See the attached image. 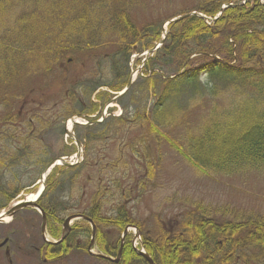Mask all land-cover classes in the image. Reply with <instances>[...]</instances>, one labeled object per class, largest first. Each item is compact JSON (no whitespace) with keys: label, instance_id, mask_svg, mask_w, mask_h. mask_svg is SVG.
<instances>
[{"label":"rangeland","instance_id":"1","mask_svg":"<svg viewBox=\"0 0 264 264\" xmlns=\"http://www.w3.org/2000/svg\"><path fill=\"white\" fill-rule=\"evenodd\" d=\"M124 1L130 3L129 13L138 28L142 29L148 26H152V28L146 40L136 43L131 54L128 80L131 76H135V82L131 93L123 97L122 102L115 100L116 94L120 92H115L111 88L121 84L117 81L118 73H114V65L108 57L116 49L111 39L105 42L106 48L99 49L95 58H84L73 52L56 64L58 71L50 75H42V73L33 75L32 63L35 70L40 67L34 60L31 63V70L28 64L21 62L18 67L19 72L15 76L13 74V58L8 55L10 53H0V121L11 112L14 115L19 113L23 103L28 102L24 113L36 112V116L47 123V127L40 131L37 138L46 147L43 150L44 153L37 154L41 147L39 145L35 150L32 147L24 156L22 153L16 155L19 157V161L16 162H10V159L15 156L10 158L0 156V159L5 163V167L0 168V206H6L0 210V213L6 208L12 207L17 201L23 200L26 195H34L39 191L42 187L40 180L42 170L49 162L60 157L74 156L77 147L64 132V120L69 119L70 116L75 117L76 113H83V105H85L86 112L91 104L102 103L106 105L102 114L108 109V112L112 114H119L116 105L128 108L126 113L128 119L126 120L129 121L126 124L117 125L115 128H112L115 124H111V138L106 143L107 146L110 145L107 151L109 160H117L119 158L117 156L122 155L132 159L130 153L132 150H137L139 153L136 156L139 157L145 153L152 159L157 158L156 178L148 188V193L139 203L131 202L129 204L131 208H135L138 218L144 222L147 228L150 230H156L158 227L163 230L173 228L174 222H177L184 211L192 209L197 211L200 206L205 211H210L214 218L221 219L226 223H237L251 218L264 219V171L248 168L234 175L224 176L214 171H211L214 174L205 172L196 163L200 155H205V157H216L217 153L224 155L226 152H222V150L227 149L225 144L237 141L245 132L254 129L257 123L264 124V74L256 73L250 69L234 70L220 67L207 71V74L202 73L200 80L203 83H198L196 86L195 81L191 82L186 77L169 79L179 75L178 72H186L188 67L185 65L180 71L174 67L165 68L160 73L157 71L159 69L150 70L152 65L149 61L155 56V52L153 54L148 52L159 44L164 35L163 30L166 23L180 13L195 10L207 0ZM248 1L243 2L247 3ZM21 11L26 12V10ZM18 14L23 15L22 13ZM220 17L221 15L218 13L215 18L219 19ZM215 18H208L206 22L209 25L215 23ZM158 30L161 33L160 39L153 42ZM143 44H146L144 49H142ZM69 60H72L71 63L68 62ZM27 61L29 62V60ZM124 65L123 62L121 65L123 70L120 73L123 78L126 73ZM148 75L152 76L158 85L155 88L157 94L155 91L154 95L150 93L146 96L144 92L143 94L139 92V89L140 91L145 89ZM160 80L163 82L166 80V85L162 82L159 83ZM99 87H102L101 95L106 94L101 97H104L105 101L95 97ZM31 90H35L33 95ZM73 93L75 100L70 96ZM160 94L162 95L160 96ZM130 98H136L140 103L129 105ZM158 98H160L161 106L157 105L155 108L156 114L159 118L167 119L171 125L156 123L152 117V105ZM146 105L147 121L142 119L137 121V118H132L134 116L132 109L137 110L140 106L143 108ZM46 111L47 113H45ZM28 117H32V115H28L26 118ZM102 117L107 120L115 118L113 115L109 119L107 115H102ZM81 119L85 123V119ZM152 123L166 134V139L150 133ZM85 131L86 129L82 127L74 129L77 138L82 136ZM172 143L180 146V150L183 147L182 151L186 156L173 148ZM98 145L91 147L94 150ZM85 149L83 144L84 152ZM120 150L123 151L121 154ZM88 156L84 160L86 159V162L93 161L94 156L90 154ZM130 162L133 163L135 160H130ZM139 164L143 166L141 172H144V163L139 162ZM133 168L131 167V172ZM118 171L123 173L121 169ZM77 172L81 174L82 179L79 184L72 187L73 197L70 195L67 198L71 186L65 182L49 199L52 201L54 198V201L58 202L59 196L67 198L64 202L71 210L62 217L63 219L73 214H82V210L91 203L99 186L98 183L102 180L100 177L103 178V186L109 182L116 183L121 177L120 174H115L112 171L101 176L98 175L97 169H86L85 167L73 173ZM110 188L117 189L113 185ZM10 189H20L21 192L9 202L1 193L2 190ZM79 194L82 199L79 198ZM108 206L112 205L108 204ZM157 215L160 216L156 219ZM79 222H74L71 228ZM41 225L42 217L33 208L24 209L11 221L0 223V244L4 240H8L6 246L0 249V264H44L40 252L35 250V248L41 249L42 247L45 252L44 250L49 245L43 240ZM61 228H63V224ZM123 232L112 233L107 230L106 234L108 237L120 240ZM136 234L137 231L132 229L128 238H125V244L130 241L133 242L134 247H141V242L136 239ZM46 237L52 244L60 240L62 233L51 235L47 228ZM84 239L79 237L77 245L80 244V240ZM88 241L85 249L75 248L68 255L59 259L44 257L48 260L46 264H112L105 259L90 255L87 250L90 239ZM125 244L123 243L119 264H124L122 260H124ZM119 249L120 246L118 251ZM91 251L94 254L109 256L100 249L98 241ZM113 258H116V255Z\"/></svg>","mask_w":264,"mask_h":264},{"label":"trees","instance_id":"2","mask_svg":"<svg viewBox=\"0 0 264 264\" xmlns=\"http://www.w3.org/2000/svg\"><path fill=\"white\" fill-rule=\"evenodd\" d=\"M243 1L207 0L193 11L180 13L179 15L197 12L198 15L169 26L164 45L149 61L152 65L150 70L163 71L165 68L174 67L180 71L186 64L187 71L178 77L195 81L196 86L202 82L200 80L202 73L207 74V71L220 67L234 70L250 69L264 74V4L261 0H250L246 4H243ZM226 4L232 5L222 10ZM129 9L130 3L124 0H0V53H10L8 55L13 58L15 76L19 72L18 67L21 62L28 64L31 70V63L34 60L40 67L35 70L32 63L33 75L41 73L50 75L58 71L56 64L63 61L66 56L76 52L84 58H95L99 49L106 48L105 42L111 39L116 49L108 57L114 65V73L120 75L117 76V81L121 83L111 88L115 92H120L128 82L129 59L135 45L146 40L152 28V26L138 28L131 18ZM221 11H223L222 16L210 25L200 16L215 18ZM161 26L162 24L160 28ZM160 36L158 30L153 42L159 40ZM145 47L146 44H143L142 49ZM194 55L197 56L190 60ZM215 57H219L222 61L216 60ZM123 62L126 67L124 78L120 74L123 70L121 67ZM233 63L234 65L230 66ZM161 82L165 84L166 81L160 80L159 83ZM157 85L154 78H147L145 89L141 91L139 89V92L142 94L144 92L146 96L150 93L154 95ZM82 86L81 84V88ZM131 90L124 97L131 93ZM34 91H30L32 95ZM137 103L140 102L136 98L129 99V105ZM157 105L161 106L160 98L152 105L153 119L161 125H171L167 119L157 116L155 110ZM138 109H132L134 111L132 118H137V121L138 119L147 121V105ZM127 111L128 108L124 107L122 117L111 118L89 129V136L85 138V158L87 159L89 154L93 155V161L86 162L85 159L83 164L75 167H57L48 177L45 192L38 203L47 215V228L50 234L59 235L62 233L61 225L65 220L62 217L71 210L64 201L70 195L73 197L72 187L79 184L82 179L80 173L73 172L85 167L97 169L98 175L101 176L111 171L120 174L121 177L116 183L109 182L106 186H103V178L100 177L102 180L98 183L99 186L91 203L82 210V214L88 216L97 226V241L100 249L111 257L117 255L121 239L108 237L107 230L115 233L124 231L128 225L140 226L135 211H132L129 205L126 206V201L135 198L138 203L144 199L158 170L157 158L152 159L145 153L141 154L144 157L136 156L139 153L137 150L130 152L132 159L122 155L117 156L119 157L117 160L110 161L108 156L99 157L91 147L96 145L93 134L110 135L112 123L115 124L112 128L126 124L129 121L126 120ZM19 113L14 115L11 112L0 121V124L3 122L0 131L4 134V137L0 138V143L3 144H0V156L6 158L15 156L10 159L11 163L19 161L16 155L22 153L24 156L32 147L35 150L41 145L37 154L44 153L43 150L46 148L37 138L40 131L47 127V123L38 118L36 112L30 113L31 123L27 120L29 117L24 118L19 116ZM8 121L15 123V127L4 124ZM150 128V133L166 139V134L157 125L152 123ZM172 147L184 154L183 147L180 150V146L174 143ZM225 147L227 149L222 150L226 152L224 155L219 153L216 157L200 155L199 160H196L197 166L205 172L214 171L224 176L234 175L248 168L264 171V124L257 123L254 129L245 132L237 141L225 144ZM93 151L95 153H92ZM121 152L123 151L120 150V154ZM133 159L134 164L130 162ZM139 162L144 163V172H141L143 166ZM1 167H5L2 159H0ZM131 167H134L132 172ZM120 169L123 173L118 171ZM65 182L71 186L67 198L59 196L58 202H55L54 198L50 201L49 199ZM112 185L117 189H111ZM20 192V189H10L2 190L1 194L10 202ZM79 198L82 199L80 194ZM108 204L112 206L109 207ZM5 207L0 206V210ZM177 223L173 232L158 227L153 230L152 236H145L148 252L156 264H264V219L251 218L247 221L226 223L214 218L210 211H205L200 206L197 211L193 209L184 211ZM90 236L89 224L80 221L60 245H48L45 252L41 247L39 249L41 258L59 259L75 248L85 249ZM79 237L85 239L80 240V244L77 245ZM125 245L122 263L147 264L143 258L135 254L130 241Z\"/></svg>","mask_w":264,"mask_h":264},{"label":"water","instance_id":"3","mask_svg":"<svg viewBox=\"0 0 264 264\" xmlns=\"http://www.w3.org/2000/svg\"><path fill=\"white\" fill-rule=\"evenodd\" d=\"M195 13H191V14H187V15H184V16H179V17H176L172 20H170L168 22V25H170L171 23H177V22H180L192 15H194ZM220 15H222V13H220ZM218 18H215L214 21H216ZM167 34V32H166ZM166 39V35L164 36V38L161 40L160 44L162 45L164 43ZM155 49H152L150 50L148 53H152L154 52ZM133 84V78L130 79L126 89L124 90V92L122 94L119 95L122 96L124 95L128 90L129 88L132 86ZM74 125H79V123L77 121H73ZM70 136L73 135L72 133H70L69 131L67 132ZM78 147L81 149L82 145L80 144L79 141H76ZM79 158H80V155L77 154L76 156V159L74 162H70L68 161L67 159H64V158H59V159H55L53 161H51L42 171V174H41V182L43 184L42 188L40 189V191L38 192V194L34 195L35 198L33 200H31L30 197H32L33 195H26L25 198L21 201H18L16 202L12 207H9L7 209H5L2 213H0V223H3L4 222V219L5 218H9L10 220H12L14 218V216L19 213L20 211L24 210V209H27V208H35L37 209L40 214L42 215V227H41V230H42V234H43V238L46 242H49L46 238V230H47V216H46V213L40 208V206L38 205V201L40 200V198L42 197L44 191H45V188H46V180L48 178V176L52 173V171L56 168V167H67V168H70L72 166H75L76 164H78V161H79ZM85 220L87 222H89L92 226V241H91V244L89 246V253L91 255H94L100 259H105V260H108V261H111V262H114V263H119L120 261V257H121V253H122V249H123V242L121 244V248L119 250V253H118V258L116 260H114L113 258L111 257H108V256H105V255H102V254H94L91 249L94 245V239H95V236H96V226L94 225L93 221L91 219H89L87 216H84V215H78V214H73L71 216H69L65 222H64V234H68L70 231H71V224L75 221H78V220ZM128 230L129 228H127L124 232V237L128 234ZM65 235L62 237V239L59 241V242H55V244H58V243H61L64 239H65ZM6 242H4L1 246L5 245ZM0 246V247H1ZM138 254L142 257H144L148 262L149 264H155L154 261L151 259V257L143 252V251H139L137 250Z\"/></svg>","mask_w":264,"mask_h":264},{"label":"flooded vegetation","instance_id":"4","mask_svg":"<svg viewBox=\"0 0 264 264\" xmlns=\"http://www.w3.org/2000/svg\"><path fill=\"white\" fill-rule=\"evenodd\" d=\"M69 63H71V61H68ZM101 88L102 87H99L98 89L99 90H97V92L95 93V97L96 98H100L99 100H103V101H105V99H103V98H101L103 95H106V94H103V95H101L102 94V92H101ZM103 91V90H102ZM72 98L71 99H73L74 100V93L72 94V96H71ZM28 102H24L23 103V105H22V109L20 110V113H19V116H23L24 118H26L28 115H31L30 113H31V111L30 112H27V113H24V111H25V107L28 105L27 104ZM106 105L105 104H102V103H94V104H91V107L85 112V105H83V113H76V116L75 117H79V118H84V119H86L87 120V124L86 125H83V126H76L77 128H79V127H82L83 129H86V131L82 134V136H80L79 138V140L85 145V143H86V137L87 136H89V129H91V128H93V127H96V126H98V125H101V124H103V123H105L106 121H107V118H105V117H102V115H107L108 116V119L110 118V117H112V113L111 112H108L109 111V109H108V111L107 112H104L103 114H102V110H103V108L105 107ZM122 114H124V108H123V106H122ZM74 116H70V118H73ZM69 118V119H70ZM105 118V119H104ZM28 121H29V123H31L32 122V120H31V118L29 117L28 119H27ZM67 120L68 119H66V120H64V123H63V129H65L64 130V132L66 131V122H67ZM4 124H7L8 126H12V127H15V123H11V122H5ZM75 127V128H76ZM2 137H4V134H3V132L2 131H0V138H2ZM111 138V136L110 135H95V134H93V141H95L96 142V144H99L98 146H96V149L94 150L95 152H96V154L99 156V157H104V158H107V151H108V149L110 148V145L108 144V146L106 145V143L108 142V140ZM104 144V145H103ZM86 146V145H85ZM93 151V153H95ZM76 152H78V148H76ZM84 154H86V149H85V152H84ZM146 172H147V170H146ZM146 172H145V174H146ZM143 200V199H142ZM142 200H140V201H142ZM139 201V202H140ZM131 202H134V203H137L136 201H135V198L134 199H132V200H128V201H126V206L127 205H129ZM138 202V203H139ZM132 211H135L134 213L136 214L137 212H136V210H135V208H132ZM136 216H137V218H138V215L136 214ZM160 215H157L156 216V219L159 217ZM139 219V218H138ZM140 220V219H139ZM160 222H162V221H160ZM139 223H140V226H136L137 227V229L139 230V237H138V239H139V241L141 242V247H139V248H137L136 249V247H134L135 245H133V242H131V246H132V249H133V251L135 252V254L136 255H138L139 257H141V258H143L142 256H140L139 254H138V252H137V250H143L144 252H146L151 258H152V260L153 261H155L154 260V258L151 256V254H149V252H148V249H147V243H146V241H145V236H149V235H151L152 236V234H153V230H150L149 228H147V226H145V224H144V222L142 221V220H140L139 221ZM175 224H174V227L173 228H170V229H167V230H170L171 232H173L174 230H175V228H176V226L178 225V223L175 221L174 222ZM129 226H134V225H128L127 227H129ZM126 227V228H127ZM125 228V229H126ZM97 232H98V229H97ZM127 238H128V236H127ZM96 242H97V238H96ZM35 250L37 251V252H39V249L38 248H35ZM145 261H146V263L147 264H149V262L145 259V258H143ZM46 261V260H45ZM47 262H48V260H47Z\"/></svg>","mask_w":264,"mask_h":264},{"label":"bare ground","instance_id":"5","mask_svg":"<svg viewBox=\"0 0 264 264\" xmlns=\"http://www.w3.org/2000/svg\"><path fill=\"white\" fill-rule=\"evenodd\" d=\"M72 126H73V123H72V121H70V122L68 123V130H70ZM30 198H31V200H33V199L35 198V196L33 195V196L30 197ZM4 221H5V222H9L10 219H9V218H5Z\"/></svg>","mask_w":264,"mask_h":264}]
</instances>
